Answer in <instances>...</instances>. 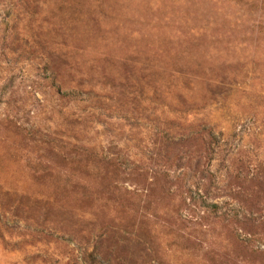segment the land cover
<instances>
[{"label": "rangeland", "instance_id": "1", "mask_svg": "<svg viewBox=\"0 0 264 264\" xmlns=\"http://www.w3.org/2000/svg\"><path fill=\"white\" fill-rule=\"evenodd\" d=\"M0 264H264V0H0Z\"/></svg>", "mask_w": 264, "mask_h": 264}]
</instances>
